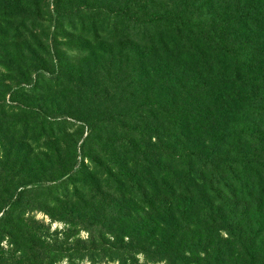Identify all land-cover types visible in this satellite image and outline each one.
<instances>
[{"label": "rangeland", "instance_id": "374dc122", "mask_svg": "<svg viewBox=\"0 0 264 264\" xmlns=\"http://www.w3.org/2000/svg\"><path fill=\"white\" fill-rule=\"evenodd\" d=\"M178 1L0 0V264H256L215 260L238 237L204 204L264 189V80L234 73L262 57L264 0H181L207 57L226 56L225 83L193 99L159 87L144 38ZM248 202L264 256V194Z\"/></svg>", "mask_w": 264, "mask_h": 264}, {"label": "trees", "instance_id": "16d2710c", "mask_svg": "<svg viewBox=\"0 0 264 264\" xmlns=\"http://www.w3.org/2000/svg\"><path fill=\"white\" fill-rule=\"evenodd\" d=\"M141 1V9H147L151 5L156 6L158 3V0ZM181 5L182 1L179 0L174 9L168 10V8L165 7L166 9L164 11H158L157 14L153 16L151 15L146 22H143V25H145L144 38L145 43L151 47V51L155 52L154 56H159L158 60L152 61V67L156 68V71L159 69V74L157 72V78H159V80H155L158 82V84H160L159 87L166 91L172 90L177 94L180 92H185L187 93L189 99H193V95L196 97L199 95H204V93L206 94L208 91H212V93L213 91L217 92L219 85L225 83L219 77L226 71V69L223 67V61L225 60L226 56L222 54V58L220 59V56L216 55L215 53L214 56H211L212 59L207 57L205 49L201 47L202 45L200 37L204 36V27L200 20H198L200 17L199 13H197V15L195 12H189L188 14L184 13L180 9ZM136 19H138L137 21H140L138 16H136ZM148 25H163L166 27L167 32L163 33V35L160 33L154 38H149L151 34L147 31L149 30ZM183 34H185L188 38L183 40L185 38L183 37ZM167 38L174 39V52L172 50H168L166 45L167 43H165V39ZM188 39L193 40L194 42H190ZM190 43L191 45L195 46V48L193 47L190 49ZM218 43L220 46H218L217 49L219 47L221 49H225V47H227V42H225L223 37H219L217 39L216 46ZM161 48H163V50H161ZM259 56L262 57L258 60L252 58L250 59L252 60L251 62L250 60H246V57L242 59H238L236 57L237 65L234 67V73L239 80L242 81L247 79L254 80V82L257 81L256 79L264 80V51ZM159 62L161 63L160 66L164 65L163 62L170 66L169 74H162L160 66L158 67ZM209 62L213 66H217L216 69H219V71L213 70V66H210ZM262 80L260 84H263ZM181 83H184L185 86H189V88H187L186 91H183ZM221 102L223 103V96L220 94V97L215 99L214 106H220ZM174 103H178V98L174 100ZM220 109L221 111H219L217 114L221 115L223 118L230 116V112L227 111L224 105L223 108L221 107ZM210 128H212V126ZM223 143L224 142H222V144ZM228 153L229 150L227 154ZM203 167H206L204 169L207 170L209 165H203ZM211 173L212 179L209 181V183L213 185V183L216 181V183L221 187L220 180H216L217 174H215L213 170ZM173 178L177 180L176 176L170 177V179ZM170 179L165 177L164 179L162 178V181L163 183L165 181L169 182ZM166 186L169 185L166 184ZM172 186H175V184L172 183ZM259 186L260 187L255 188L257 189L256 191L255 189L253 190L255 192H250L253 187H249L247 190L248 198L243 196L241 198V202H238L236 196L233 195V192L230 189L229 199L219 195L216 208H213L209 202L204 204L206 210L209 213L207 214V219L213 221L210 224H224L225 222L228 230H230V233L232 234L231 236L236 235L238 237V241L236 243L234 241H231L230 243H224L226 249L224 251H226V253L217 252L218 254L215 260L218 262L228 259L234 260V255H240L243 258V256L248 251H252L249 252V261L251 260L252 263L257 264L259 259H264L263 254L260 252L261 247L258 245L260 242L261 228L258 226V219L255 218V208H253L254 210L250 208L248 202L251 200V198L260 197L264 194V189L261 187V185ZM209 190L207 192H209ZM207 192L205 191L203 194L205 199L209 196ZM211 192H213L212 188L209 193L211 194ZM168 195L173 197L175 194L172 192ZM201 201L205 202L206 200ZM260 203L261 202H258V205H260ZM199 204L200 201H198L197 205ZM200 209L203 210L202 207ZM163 210L166 212V207ZM197 210H199V206L197 207ZM228 246H231L229 250ZM255 246H258L256 253L254 252L256 248ZM224 264H229V261H225ZM261 264L264 263L261 262Z\"/></svg>", "mask_w": 264, "mask_h": 264}]
</instances>
